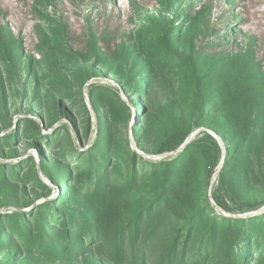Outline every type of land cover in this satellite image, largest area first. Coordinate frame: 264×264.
I'll return each instance as SVG.
<instances>
[{
    "label": "trees",
    "instance_id": "1",
    "mask_svg": "<svg viewBox=\"0 0 264 264\" xmlns=\"http://www.w3.org/2000/svg\"><path fill=\"white\" fill-rule=\"evenodd\" d=\"M195 10L168 25L145 24L135 36L134 54L126 55L123 45L110 64L124 79L121 87L134 88L140 97L149 95V85L137 83L138 78L176 75L182 114L168 115L153 140L145 129H135L132 140L119 129L131 115L119 86L90 84L87 94L99 135L86 152L58 154L61 161L54 166L42 153L39 164L33 157L10 165V171L0 164V186L26 180L48 190L40 167L62 188L57 198L33 210L0 215V251L14 250L13 260L27 256L64 264L90 254L112 264H264V211L228 217L215 211L208 194L218 175L213 200L223 211L234 215L238 205L241 212L264 208V200L246 198L255 180H261L264 191V174H255L264 155L263 63L252 44L230 50L240 47L235 28L206 27L189 37L196 28ZM101 38L110 43L108 32ZM88 41L98 50L94 33ZM34 124L25 135L38 136ZM93 128L89 116L85 142ZM59 132L46 138L51 148L59 143ZM15 135L0 146L14 143ZM23 166L30 171L22 180ZM158 243L165 245V256L153 263L149 251Z\"/></svg>",
    "mask_w": 264,
    "mask_h": 264
},
{
    "label": "rangeland",
    "instance_id": "2",
    "mask_svg": "<svg viewBox=\"0 0 264 264\" xmlns=\"http://www.w3.org/2000/svg\"><path fill=\"white\" fill-rule=\"evenodd\" d=\"M173 1L0 0V43H4L3 46L0 44V142L13 138L17 133L14 143L0 146V164H6L7 171L11 170L10 165L18 166V162L29 157L35 158L39 164L42 153L46 161L54 166L61 161L58 154L77 150L86 152L99 135V122L87 94L92 83L113 89L119 86V94L131 112L129 120H125L126 124H121L119 129L132 140L135 129L147 130L153 140L168 115H181L185 105L178 93L176 75L171 77L161 73L149 81L138 78L137 83L149 85V95L140 97L139 93L133 92L134 88L121 87L124 79L110 68V64L119 59V49L123 45L127 49L126 55L134 54L135 36L145 24L160 22L168 25L182 19L192 7L196 8V28L189 33V37L206 27L235 28L240 47L233 45L230 50L240 51L246 43L252 44L264 67V0ZM190 25L187 24V27ZM103 32L110 34V43L101 41ZM91 33L97 37L98 50L88 41ZM229 44L231 46L232 43ZM106 56L110 57L102 60ZM127 69H130L129 65ZM136 104L142 111L137 110ZM89 116L94 128L91 140L85 142ZM30 124L39 127L37 137L32 136L34 132L25 135V129ZM56 129L60 131V140L51 148L46 138ZM68 164L71 168L75 167L72 163ZM26 168L23 166L19 171L22 180L29 174L30 170ZM38 172L50 194L26 180L0 186V215L13 211L26 213L58 197L62 191L59 182L45 176L40 167ZM255 174H264V155L260 168L256 163ZM260 181L252 183L254 188L246 196L247 199L264 200ZM213 183V190L216 191L220 186L218 175ZM226 200L231 202L229 197ZM234 207L236 212L231 214L233 216L264 210L246 208L247 212H241L239 205ZM215 211L222 213L216 208ZM162 235L163 238L164 233ZM163 249L165 245L159 246V243L157 248H151L149 260L159 263L165 256ZM13 252L0 251V264H64L27 256L13 260ZM66 264L112 263L90 254Z\"/></svg>",
    "mask_w": 264,
    "mask_h": 264
},
{
    "label": "water",
    "instance_id": "3",
    "mask_svg": "<svg viewBox=\"0 0 264 264\" xmlns=\"http://www.w3.org/2000/svg\"><path fill=\"white\" fill-rule=\"evenodd\" d=\"M86 99H87V97H86ZM208 132H209L212 136H214L217 140L219 139V136H218L215 132H213V131H211V130H208ZM195 133H196V132H195ZM195 133H193L190 137H188V139L185 141L184 145L182 146V149H184V148L190 143V141H191V137H192ZM222 164H223V161H222L221 165L216 169V172H219V171H220V169L222 168ZM209 199H210V201L215 205L217 211L222 212L225 216H228V217H234V216H232L231 214H228L227 212L223 211V210H222L219 206H217L216 203L214 202V200H213V185H211L210 190H209ZM263 211H264V210L257 211V212H254V213L245 214V215L235 216V217H239V218L250 217V216L256 215V214H258V213H261V212H263Z\"/></svg>",
    "mask_w": 264,
    "mask_h": 264
}]
</instances>
